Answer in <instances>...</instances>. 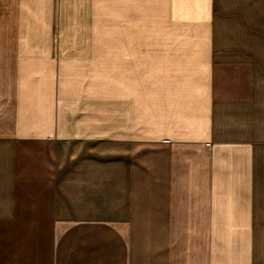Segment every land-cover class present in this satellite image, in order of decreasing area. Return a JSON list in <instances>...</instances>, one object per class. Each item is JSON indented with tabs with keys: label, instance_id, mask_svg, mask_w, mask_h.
<instances>
[{
	"label": "crops",
	"instance_id": "obj_1",
	"mask_svg": "<svg viewBox=\"0 0 264 264\" xmlns=\"http://www.w3.org/2000/svg\"><path fill=\"white\" fill-rule=\"evenodd\" d=\"M54 1L0 0V264H264V0Z\"/></svg>",
	"mask_w": 264,
	"mask_h": 264
},
{
	"label": "rangeland",
	"instance_id": "obj_2",
	"mask_svg": "<svg viewBox=\"0 0 264 264\" xmlns=\"http://www.w3.org/2000/svg\"><path fill=\"white\" fill-rule=\"evenodd\" d=\"M55 5H57V3H59V0H55ZM200 4H198L199 6ZM197 14H199V10L196 11ZM60 14L58 12L55 13L54 18H53V25H52V35H51V41L52 42H57L59 40V29H60ZM110 25L109 27H111V31H113V33H111L110 37L112 41L117 40L118 38V33L116 34V30H115V25L116 23H105L104 21L99 24V25ZM17 15L16 12L14 10H7V9H3L1 7V11H0V28H4V29H8V33L7 32H0V41H8V40H12L13 38V34L10 33V31L15 32V30H17ZM147 30H145L144 33V39L145 41H149L151 40V34L146 33ZM108 35H95L96 40L98 41H102L105 40V38ZM105 37V38H103Z\"/></svg>",
	"mask_w": 264,
	"mask_h": 264
}]
</instances>
